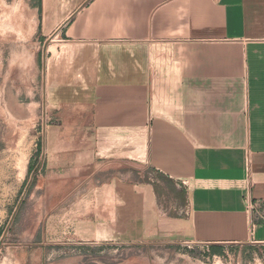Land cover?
<instances>
[{"label":"crops","instance_id":"0c3cea01","mask_svg":"<svg viewBox=\"0 0 264 264\" xmlns=\"http://www.w3.org/2000/svg\"><path fill=\"white\" fill-rule=\"evenodd\" d=\"M39 1L76 244H264V0Z\"/></svg>","mask_w":264,"mask_h":264},{"label":"rangeland","instance_id":"374dc122","mask_svg":"<svg viewBox=\"0 0 264 264\" xmlns=\"http://www.w3.org/2000/svg\"><path fill=\"white\" fill-rule=\"evenodd\" d=\"M39 7V0H0V264H264V244L251 242L219 246L217 254L165 242L76 244L84 186L75 191L45 179L46 68L54 47L38 34ZM171 193L168 203L180 201Z\"/></svg>","mask_w":264,"mask_h":264},{"label":"built area","instance_id":"2783aa9c","mask_svg":"<svg viewBox=\"0 0 264 264\" xmlns=\"http://www.w3.org/2000/svg\"><path fill=\"white\" fill-rule=\"evenodd\" d=\"M254 209H255V206H254V205H250V206H249V210H250V211H252V210H254ZM253 227H254V226H253ZM251 243H254V244H261V243L255 241V240H252ZM185 244H186V245H203V246H206V247L210 246V245H208V244H193V243H185Z\"/></svg>","mask_w":264,"mask_h":264},{"label":"trees","instance_id":"16d2710c","mask_svg":"<svg viewBox=\"0 0 264 264\" xmlns=\"http://www.w3.org/2000/svg\"><path fill=\"white\" fill-rule=\"evenodd\" d=\"M220 252V250H218L217 248H213L212 247V253L213 254H217V253H219Z\"/></svg>","mask_w":264,"mask_h":264}]
</instances>
